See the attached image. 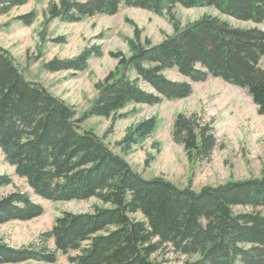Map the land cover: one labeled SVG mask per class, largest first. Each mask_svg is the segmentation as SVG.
I'll use <instances>...</instances> for the list:
<instances>
[{
	"label": "trees",
	"instance_id": "obj_1",
	"mask_svg": "<svg viewBox=\"0 0 264 264\" xmlns=\"http://www.w3.org/2000/svg\"><path fill=\"white\" fill-rule=\"evenodd\" d=\"M122 1L62 0L52 14L80 21L98 13L114 14ZM19 2L0 0V8L6 11ZM124 2L157 13L178 4L211 6L240 21H264V0ZM17 18L28 25L35 13ZM132 47L134 53L120 61V74L100 83L92 106L78 116L42 83L27 79L0 46V148L6 160L43 198L96 197L102 202L92 211L61 213L25 247L0 240V264L53 263L60 253H67L73 264H175L171 254L183 258V264H264V175L199 190L180 187L161 176L144 177L95 131L82 127L91 116L109 118L131 104L187 97L193 81L211 76L245 88L264 115V29L206 15L160 43ZM91 53L54 58L45 67L51 72L85 70ZM172 69L188 80L168 78L165 72ZM132 70L135 76H130ZM141 81L152 90L144 89ZM157 125L156 117L143 119L123 141L148 138ZM172 131L195 161L209 160L218 146L214 122L197 113L177 114ZM11 182L9 174H0V186ZM237 206L251 210L235 211ZM43 212V205L19 189L0 197L1 224L31 220Z\"/></svg>",
	"mask_w": 264,
	"mask_h": 264
},
{
	"label": "rangeland",
	"instance_id": "obj_2",
	"mask_svg": "<svg viewBox=\"0 0 264 264\" xmlns=\"http://www.w3.org/2000/svg\"><path fill=\"white\" fill-rule=\"evenodd\" d=\"M61 2L20 0L6 11L0 8V46L10 53L27 79L42 83L74 107L78 116L92 106L101 89L100 83L103 85L120 74V61L134 53V43L140 47L160 43L178 28L206 15L220 16L234 25H256L264 29V21H240L211 6L185 7L178 4L170 11L165 9L157 13L127 5L124 0L114 14L98 13L80 21H68L52 14L54 5L60 6ZM29 12L35 13L31 24L17 18ZM85 50L92 51L85 70L51 72L45 67L54 58L73 59ZM111 73L114 76L108 78ZM165 74L173 80H188L176 69ZM130 76H135V71L132 70ZM140 84L144 89L152 90L142 81ZM192 86V93L187 97L166 99L158 104H131L109 118L91 116L82 123V127L95 131L144 177L161 176L180 187L190 186L199 190L206 185L264 175V115L259 113L249 92L213 76L193 81ZM181 112L197 113L202 119L214 122L218 146L209 160L195 161L174 139L173 124ZM150 117H156L158 125L148 138L130 144L123 141L138 122ZM0 174H9L12 179L11 183L0 186V197L19 189L44 208L41 215L31 220L0 223V240L17 248L36 241L42 232L53 226L61 213L92 211L96 204H102L96 197L50 200L35 194L27 180L19 176L15 167L6 160L1 148ZM250 210L245 206L235 208L240 212ZM50 245L54 247L53 241ZM171 256L175 264H183V258ZM41 264L73 263L67 253H60L56 262Z\"/></svg>",
	"mask_w": 264,
	"mask_h": 264
}]
</instances>
